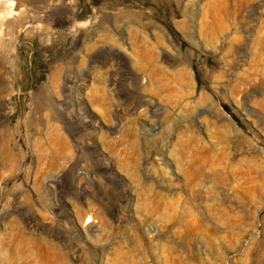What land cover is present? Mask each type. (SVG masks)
<instances>
[{
  "label": "rangeland",
  "instance_id": "1",
  "mask_svg": "<svg viewBox=\"0 0 264 264\" xmlns=\"http://www.w3.org/2000/svg\"><path fill=\"white\" fill-rule=\"evenodd\" d=\"M0 264H264V0H0Z\"/></svg>",
  "mask_w": 264,
  "mask_h": 264
}]
</instances>
